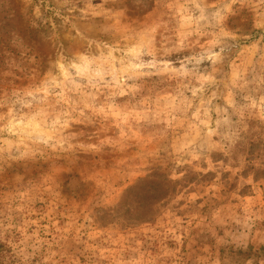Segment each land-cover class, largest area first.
Returning a JSON list of instances; mask_svg holds the SVG:
<instances>
[{
    "label": "rangeland",
    "instance_id": "1",
    "mask_svg": "<svg viewBox=\"0 0 264 264\" xmlns=\"http://www.w3.org/2000/svg\"><path fill=\"white\" fill-rule=\"evenodd\" d=\"M0 264H264V0H0Z\"/></svg>",
    "mask_w": 264,
    "mask_h": 264
}]
</instances>
